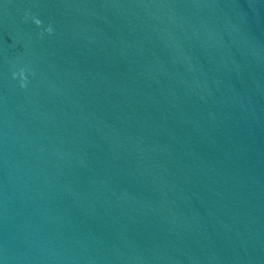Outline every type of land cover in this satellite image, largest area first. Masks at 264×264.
Listing matches in <instances>:
<instances>
[{
	"label": "water",
	"instance_id": "95a60500",
	"mask_svg": "<svg viewBox=\"0 0 264 264\" xmlns=\"http://www.w3.org/2000/svg\"><path fill=\"white\" fill-rule=\"evenodd\" d=\"M0 264H264V0H0Z\"/></svg>",
	"mask_w": 264,
	"mask_h": 264
}]
</instances>
